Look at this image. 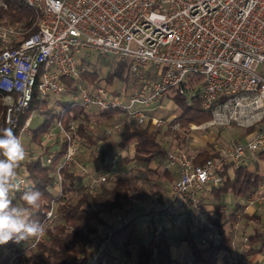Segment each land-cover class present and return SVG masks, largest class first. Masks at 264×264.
<instances>
[{
	"label": "built area",
	"instance_id": "obj_1",
	"mask_svg": "<svg viewBox=\"0 0 264 264\" xmlns=\"http://www.w3.org/2000/svg\"><path fill=\"white\" fill-rule=\"evenodd\" d=\"M24 1L37 13L34 33L22 38L19 23L0 20V91L7 127L17 126L18 116L29 107L34 90L42 101L60 96L66 90L61 77H67L78 88L70 98L77 105L115 110L136 125L180 129L178 122L167 124L155 113L161 99L175 90L187 98L197 95L201 108L210 114L205 122L189 123L188 130L215 126L250 129L242 140L212 144L215 155L200 162H195L196 153L180 148L164 152L163 167L174 169L176 178L153 207L144 205L150 219L149 239L166 229L185 227L189 220L207 226L201 197L208 188L222 185L225 172L246 167L264 175V0ZM0 6L6 8L1 0ZM91 53L126 61L131 75L137 78L135 88L118 95L112 86L101 82L84 83L81 75ZM151 68L154 78H148ZM60 112L62 115L63 109ZM29 122L30 116L21 132ZM123 122L106 126L104 135L118 132ZM76 129V122L70 121L64 128L57 118L42 136L41 146L52 141L55 148L65 144L52 185L56 196L63 195L60 168L71 167L80 152L82 139ZM133 155V143L111 154L108 168L96 176L94 184L126 176L119 167ZM51 158H46L47 164ZM17 178L23 182L21 191L26 184L24 169L18 167ZM94 184L83 192L96 193ZM261 185L264 187V182ZM244 203H264V189L246 196ZM53 210L52 202L41 222L44 229ZM133 216L117 214L116 225ZM44 234L29 238L17 247L16 254L34 249ZM218 241V232L208 229L196 244L205 247ZM229 244L233 247L235 240L229 238ZM7 254L4 264H15V253ZM215 263L235 264V256L228 252L216 255ZM243 263L264 264V260Z\"/></svg>",
	"mask_w": 264,
	"mask_h": 264
},
{
	"label": "trees",
	"instance_id": "obj_2",
	"mask_svg": "<svg viewBox=\"0 0 264 264\" xmlns=\"http://www.w3.org/2000/svg\"><path fill=\"white\" fill-rule=\"evenodd\" d=\"M1 1L6 5V8L0 6V20L6 18L5 23L21 24L23 27L22 38L28 37L37 30V13L24 0ZM130 74L128 63L115 58L111 68L103 77H99L94 69L87 66L81 75V80L88 85L101 81L106 85L112 84L114 81L126 83L130 79ZM148 78H151L150 75ZM61 80L66 85V90L62 95H67L68 98L60 99L57 109L49 105V99L40 100L37 91L34 90L29 107L19 114L18 124L12 128L14 133L20 137L25 119L33 112H42L40 122L34 127L29 122L27 126L30 132V141L38 144L40 149L32 159L24 160L19 165L20 169L25 170L26 184L21 191L16 192L13 204L27 207L21 197L29 187L41 191L43 195L40 207L28 210V218L40 223L44 220L45 212L49 210L52 202L54 205L53 216L50 222L45 225V234L34 249L16 254L18 246L14 242L11 243L9 253H15V264H106L99 256L100 246L105 239L107 244H104V248L119 249L121 257L131 264H178L171 255V245L166 231L157 238L149 239L147 237L146 240L137 242L135 216L120 226L107 225L102 240L95 241L97 224L106 225L101 215L102 212L132 205L141 196L138 194L140 189L136 186V181L152 172L149 169L150 162L163 153V148L156 139V131H148L145 126L132 122H123L118 132L104 135L101 144L97 145L98 147L96 146L91 153L93 173L97 176L108 168L107 160L111 154L133 143L134 155L131 158H126L125 163L133 166L137 173L98 184L96 193L80 192L73 199L70 195L76 188L77 176L71 169L72 166L61 167L63 195H54L52 185L65 144L62 143L55 148V142L52 141L41 146L43 134L53 126L57 118H60L64 128H68L70 121L77 123L76 135L82 141L92 146L97 143L89 126L90 118L94 113L90 112L89 108H83L70 99L78 90L74 81L67 77H61ZM132 81H137L136 77H133ZM170 96L180 110L179 114L170 121V124L178 122L180 128L187 129L189 123L200 124L209 119L210 114L201 108L197 95L187 98L174 90ZM2 97L3 93L0 91V130L9 128L3 119ZM60 109H63L62 115ZM97 114L107 120H110L115 114L121 115L115 110H100L97 111ZM208 146L209 148L196 153L195 162L215 155L211 151L212 146L210 144ZM49 155L52 158L51 162L47 164L46 158ZM165 173L167 174V172ZM263 182L264 175L246 167H239L232 172L224 173V180L220 187L208 188V190L217 198L222 194L245 197L253 194ZM214 210L216 215L205 213L207 226L198 225L192 220H189L185 225L181 235V240L186 242L189 247V259L185 264H215L218 252L231 253L230 236L225 229V224L229 220L236 221L238 219L233 214H226L219 203H215ZM56 218H59L60 221L57 222ZM208 229L218 232L219 241L199 247L196 240ZM258 252L264 253V237L258 229H255L247 236V247L235 256V264H244V259L247 256ZM94 253H97L95 259Z\"/></svg>",
	"mask_w": 264,
	"mask_h": 264
},
{
	"label": "rangeland",
	"instance_id": "obj_3",
	"mask_svg": "<svg viewBox=\"0 0 264 264\" xmlns=\"http://www.w3.org/2000/svg\"><path fill=\"white\" fill-rule=\"evenodd\" d=\"M5 20L6 18H3L1 21L5 22ZM89 57L90 58L86 60V66L94 69L99 77H103L106 74V72L111 68L115 59V57L112 55L104 57L96 55L95 53H91ZM133 77L134 76L130 74V79L126 83L114 81L112 84L107 85L109 87L112 86L114 93L118 95H124L128 90L135 88L137 81H132ZM101 84H104V82L101 81ZM64 98H68V96L60 95L57 97H50L49 105H52L54 109H57L60 99ZM90 108V112L94 114L90 118L89 126L91 128V133L97 139V143L95 146H92L87 144L85 141L80 140V152L75 158L71 168L77 176V179L75 180L76 188L71 192L70 195L73 199L76 197L75 195L83 192L87 186L95 183L93 180L96 178V175L93 173L90 157L94 148H96L97 145H100L103 141L102 139L104 137L105 131L104 128L108 125H111L112 123H118L123 120L126 123L130 122L126 121L124 117L119 114H115L110 120H107L103 116L97 114L95 107L91 106ZM179 112L180 110L175 103L174 110L171 111L168 108H165L164 110L160 109L158 110V115L164 118L168 124L174 115L176 117ZM41 118L42 112L36 111L31 114V119H33V121L36 123L40 122ZM34 122L30 124L33 127L35 126L33 125ZM153 130L158 134L156 139L162 146L163 152L173 148H180L191 154L207 147L209 148L207 143L212 145L223 144L230 140H242L249 132L243 128L235 127L224 129L215 126L204 130H188L183 128L173 129L170 127V125L155 127ZM20 137L27 152L25 160L32 159L37 154L40 146L30 141V132L28 128H25L21 132ZM162 158L163 153L155 158L149 166V169L152 172L148 173L146 176L140 177V179L136 181V186L140 189L138 194L141 196L138 198V200H136V202H134V204L123 206L121 209H109L102 212L101 215L106 225L97 224V234L95 236V241L102 240L103 233L106 231L107 225L116 224L115 216L117 214L127 213L134 215L136 217V221L139 222L137 226V242L146 240L148 231H142L141 227L139 226L145 220L147 221L145 223H150V219H148V213H146L144 205L147 207H153L155 203L160 201L166 195L168 187L173 178V176L167 172L166 169H164ZM119 169H121L125 175L137 173V170L131 165L128 167L123 165L119 167ZM165 172H167V174L169 173V175H167ZM94 186L97 187L98 185L94 184ZM201 200L205 213L209 212L211 215H216L214 205L215 203H219L220 207L226 214H233L235 217H237L236 215L239 214L238 220H229L225 224V229L228 231L230 236L229 238H233L235 240L236 245H234L236 252L234 251V253L236 255L240 254L243 249L247 247V241L243 240L244 237H247L255 229L262 231L264 234V203H257L256 205L254 204V210L251 214H248L243 211V206L241 202L238 203L239 200L237 197L231 194H222L217 198L207 189L203 192ZM56 221L58 222L60 219L56 218ZM184 229L185 227L166 229L170 245L172 246L173 251H175V256L177 257L176 261L178 264H185L189 259L186 250L187 248L184 246L183 240H181V235L183 234ZM133 252H135L134 249ZM99 256L106 264H131L121 257L119 249H111L109 247L104 248V245L99 251Z\"/></svg>",
	"mask_w": 264,
	"mask_h": 264
},
{
	"label": "clouds",
	"instance_id": "obj_4",
	"mask_svg": "<svg viewBox=\"0 0 264 264\" xmlns=\"http://www.w3.org/2000/svg\"><path fill=\"white\" fill-rule=\"evenodd\" d=\"M26 156L21 137L12 128L0 130V245L39 238L45 231L39 221L28 218L29 208L40 207L41 191L29 187L21 197L27 207L13 204L12 195L23 183L17 178V169Z\"/></svg>",
	"mask_w": 264,
	"mask_h": 264
},
{
	"label": "crops",
	"instance_id": "obj_5",
	"mask_svg": "<svg viewBox=\"0 0 264 264\" xmlns=\"http://www.w3.org/2000/svg\"><path fill=\"white\" fill-rule=\"evenodd\" d=\"M154 70H153V68H151V70L149 71V73H148V76L150 75V77L151 78H154L155 77V75H154V72H153ZM128 92H130V90H128L126 93H128ZM174 92V90H172V91H170L167 95H165L162 99H161V101H160V107L158 108H156V110H155V113L158 115V110H160V109H162V110H164L165 108H168V109H170L171 111L172 110H174L175 109V102L173 101V99L171 98V94ZM96 108V110L97 111H100L97 107H95ZM175 112V111H174ZM174 117H175V115H174ZM173 117V118H174ZM172 118V119H173ZM37 119V118H36ZM171 119V120H172ZM170 120V121H171ZM170 121H169V123H170ZM32 122H34L33 121V119H31V115H30V124H32ZM37 123L36 122H34L33 123V125H36ZM142 126H145L147 129H148V131H154L153 129H155V127L156 126H154V125H152V124H150V123H146V124H143ZM199 130H201V129H199ZM158 135V134H157ZM207 144H210V143H207ZM212 146V145H211ZM40 149V148H39ZM39 151V150H38ZM165 152V151H164ZM164 152H163V154H164ZM198 152V151H197ZM197 152H195V153H197ZM154 160V159H153ZM152 160V161H153ZM152 161L150 162V164H149V166L151 165V163H152ZM162 161H163V158H162ZM130 164H126V163H124V166L125 167H128ZM165 169V168H164ZM166 171L167 172H169L172 176H173V178H172V181L176 178V172H175V170L174 169H166ZM168 173V174H169ZM127 176V175H126ZM171 181V182H172ZM262 184V183H261ZM259 185V187L256 189V191L255 192H259V191H262L263 189H264V187L262 186V185ZM250 195V194H249ZM248 196V195H247ZM246 197V196H245ZM245 197H237V199L239 200L238 201V203L239 202H241V204H242V206H243V211H245L246 213H248V214H251L252 213V211L254 210V206L257 204V203H255V205L253 204V205H249V206H246L245 205V203H244V198ZM203 207V206H202ZM204 209V208H203ZM28 214H29V212H28ZM237 217V219L239 218V214H237L236 215ZM148 219H149V216H148ZM145 222H147L146 220L145 221H143L139 226L141 227V230L142 231H148L149 230V227H148V225L150 226V223L148 222V224L147 223H145ZM137 223V226H138V224H139V222L137 221L136 222ZM137 233H138V231H137ZM260 233L263 235V237H264V234H263V232L262 231H260ZM27 240H23V241H20L19 243H15V245H17V246H20L21 244H24L25 242H26ZM11 243H12V241H10L8 244H6V245H0V264H4L5 263V261H6V256L8 255L7 253H9L10 252V245H11ZM183 244H184V246H186V250H187V254H188V258H189V247H188V245L186 244V242H183ZM235 245H236V243H235ZM235 245L232 247V251H231V253L230 254H232L233 256H235L236 254L234 253V251L236 252V250H235ZM185 248V247H184ZM225 253H227V252H225V251H220V252H218L216 255L217 256H222L223 254H225ZM178 254V253H177ZM171 255H172V257L175 259V260H177V257L175 256V251H173V248H172V246H171ZM264 253L263 252H258V253H255V254H252V255H249V256H247L245 259H244V262H255V261H261V260H264ZM216 264V263H215Z\"/></svg>",
	"mask_w": 264,
	"mask_h": 264
}]
</instances>
